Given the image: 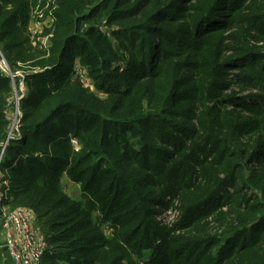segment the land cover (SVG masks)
<instances>
[{"label": "trees", "instance_id": "trees-1", "mask_svg": "<svg viewBox=\"0 0 264 264\" xmlns=\"http://www.w3.org/2000/svg\"><path fill=\"white\" fill-rule=\"evenodd\" d=\"M37 4L0 0V175L41 264H264V0H56L47 50Z\"/></svg>", "mask_w": 264, "mask_h": 264}, {"label": "built area", "instance_id": "built-area-1", "mask_svg": "<svg viewBox=\"0 0 264 264\" xmlns=\"http://www.w3.org/2000/svg\"><path fill=\"white\" fill-rule=\"evenodd\" d=\"M54 2V0H50L43 6L42 0H38L33 15L35 21L34 30L30 28L32 35L37 37L44 50H47L50 46L49 35L42 36L41 33L45 27H49L53 22ZM36 24L42 28L39 33L36 32ZM6 63L0 51V70L8 75L10 71ZM14 76L21 78V94L17 98L16 105L18 107V101L23 96V81L25 77L23 72H16ZM20 117L21 113H19V117L16 120V126L19 124ZM9 138L7 137V140L0 145V164ZM3 187L5 186L0 182V216L2 218V233L5 238L4 243H0V247H4L8 251L11 257V264H41L42 255L47 248V242L37 232V227L29 210L23 208L8 209L4 205L6 189Z\"/></svg>", "mask_w": 264, "mask_h": 264}, {"label": "rangeland", "instance_id": "rangeland-1", "mask_svg": "<svg viewBox=\"0 0 264 264\" xmlns=\"http://www.w3.org/2000/svg\"><path fill=\"white\" fill-rule=\"evenodd\" d=\"M42 1H44V0H42ZM48 1H50V0H45L44 1V3H43V6H45L46 5V3L48 2ZM54 1H56V0H54ZM36 8V7H35ZM35 10V9H34ZM34 10H33V12L31 13V18H30V23H29V25H31L32 23H34L35 24V21H34V18H33V15H34ZM33 24V25H34ZM7 62V61H6ZM7 64V66H8V68H9V71L10 72H8V76H9V78H10V81H11V86H12V91H11V94H10V96H8V98H7V101H8V103H7V109H6V112H7V120L9 121L8 122V131H7V137H11L15 132H16V130L19 128L18 126H19V124H18V126H16V120H17V118L19 117V113H20V108H19V106L18 107H16V105H17V98H18V96L21 94V90H20V85H21V83L19 82V83H15V79H17L16 78V76H14L15 75V73L16 72H23L24 73V69L28 66V65H25V64H20L19 65V67L17 68V69H15L14 71H12L11 69H10V66L8 65V63H6ZM77 69V72H78V74H79V76H80V79H81V81L85 84V85H88V86H90L91 87V89L93 90V91H95V89L93 88V86H92V84H91V81H89V79L86 77V75L84 74V70H81L80 68L78 69V68H76ZM19 102V101H18ZM19 104V103H18ZM6 137V138H7ZM7 139H5V141H6ZM4 141V142H5ZM3 175L1 174L0 175V182H1V184L3 185V186H5V187H8V185H9V181L8 180H4L3 178ZM61 186H62V188L71 196V197H73V198H75V197H78L79 196V189H78V185L76 184V183H73V182H71V181H69L67 178H66V176H62L61 177ZM8 208H9V206H8ZM15 208H23V209H27V210H29L30 211V213H31V215H32V217H33V220H34V223H35V225H36V227H37V232L39 233V234H41L43 237L45 236L44 235V233L42 232V230L40 229L41 227L39 226V224L37 223V219H36V215H35V213H34V211H33V209L32 208H30V207H27V206H16V207H14V209ZM11 209V208H10ZM173 217H172V215L170 216V217H168L167 219H166V222L168 221V220H171ZM107 234H109V233H107ZM45 238V237H44ZM0 257H1V254H0Z\"/></svg>", "mask_w": 264, "mask_h": 264}, {"label": "crops", "instance_id": "crops-1", "mask_svg": "<svg viewBox=\"0 0 264 264\" xmlns=\"http://www.w3.org/2000/svg\"><path fill=\"white\" fill-rule=\"evenodd\" d=\"M34 23H32L31 25H29L30 28H33ZM35 29H36V32H41L42 31V28L39 27V25H35ZM34 30V28H33ZM2 218L0 216V243L3 244L4 241H5V238H4V235L2 233ZM0 254H1V257H0V264H11V257L8 253V251L4 248V247H0Z\"/></svg>", "mask_w": 264, "mask_h": 264}]
</instances>
